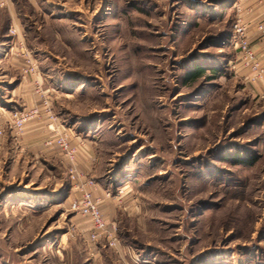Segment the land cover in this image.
Returning <instances> with one entry per match:
<instances>
[{
    "label": "rangeland",
    "instance_id": "rangeland-1",
    "mask_svg": "<svg viewBox=\"0 0 264 264\" xmlns=\"http://www.w3.org/2000/svg\"><path fill=\"white\" fill-rule=\"evenodd\" d=\"M245 3L0 5V264H264V99L233 34ZM21 82L85 144L74 165L101 200L95 241L70 210L79 182L45 145L52 126L9 125L10 111L43 99L14 107ZM32 122L46 125L40 141L23 139Z\"/></svg>",
    "mask_w": 264,
    "mask_h": 264
},
{
    "label": "built area",
    "instance_id": "built-area-1",
    "mask_svg": "<svg viewBox=\"0 0 264 264\" xmlns=\"http://www.w3.org/2000/svg\"><path fill=\"white\" fill-rule=\"evenodd\" d=\"M259 3L264 0H257ZM6 0H0V5L3 4ZM238 8V7H237ZM256 30L260 33L261 38L264 40V23H259L256 26ZM247 28L245 25L241 24L240 20H237L233 28V34L235 39V48L238 49L240 54V64L247 69L249 74L250 83L254 82H263L264 81V56L257 55L253 48H251L250 43L247 38ZM10 35L17 37V29L14 27L10 28ZM20 47L23 48V45ZM37 65L33 61L32 57H25L24 64L22 66V72L24 76L33 77L37 73ZM36 93L40 96L43 95L40 105L36 107H24L19 110H13L9 113V125L16 131H22L26 124L31 121L43 120L49 122L52 128H49V132L54 134L52 137L47 138L45 145H55L66 158L67 163L69 164V175L73 181H78L80 186L78 192L80 196L75 198V200L70 203L71 212L76 215H81L83 217H88L91 223V234L90 239L95 241L102 229L105 227L103 219L99 214V205L101 200L94 198L90 190L93 188L94 182L92 179H86L81 181V176L76 170L74 165L75 157L77 155V148L71 144L73 134L70 133L66 128L55 127V122L57 120L55 114L52 112V104L44 96L45 92L37 86ZM108 245L112 247L114 245V240L108 238Z\"/></svg>",
    "mask_w": 264,
    "mask_h": 264
},
{
    "label": "crops",
    "instance_id": "crops-1",
    "mask_svg": "<svg viewBox=\"0 0 264 264\" xmlns=\"http://www.w3.org/2000/svg\"><path fill=\"white\" fill-rule=\"evenodd\" d=\"M26 1L32 5L37 3V0H26ZM245 2L246 3L244 6L246 7V11L244 13L243 18L246 23V28H248V30H246L248 41L250 43L251 48H253L254 52L257 55L264 56V40L261 38L260 33L256 30L255 27L259 23H264V1L259 3L257 0H245ZM22 84L23 83L21 82L17 84L18 87H16V84L11 87L12 93H15V89H18V94H22V96H20L21 99H17L16 102L15 101L13 102L14 107H18L21 101H25L29 105H33L36 99L39 98L38 95L34 96L32 94L33 88L31 85H29L31 83L29 82L26 83L27 84L26 86H22ZM254 87H255V96L264 99V81L258 83L255 82ZM45 129H46V125H43L42 122L29 124L25 129L26 132L24 134L25 136L23 137V139L31 140L36 138L38 141H40L39 138L43 137L42 132ZM79 140L80 138H75L73 134L71 144L76 145L77 143L78 144L81 143L84 146L85 145L84 142H79ZM22 144H24V142H22Z\"/></svg>",
    "mask_w": 264,
    "mask_h": 264
},
{
    "label": "trees",
    "instance_id": "trees-1",
    "mask_svg": "<svg viewBox=\"0 0 264 264\" xmlns=\"http://www.w3.org/2000/svg\"><path fill=\"white\" fill-rule=\"evenodd\" d=\"M200 73H201V70H200V71H198V72H196V74H200ZM196 74H195V75H196Z\"/></svg>",
    "mask_w": 264,
    "mask_h": 264
}]
</instances>
